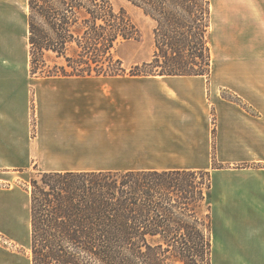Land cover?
<instances>
[{
  "label": "crops",
  "instance_id": "1",
  "mask_svg": "<svg viewBox=\"0 0 264 264\" xmlns=\"http://www.w3.org/2000/svg\"><path fill=\"white\" fill-rule=\"evenodd\" d=\"M212 9L209 78H34L35 136L0 130V169L210 172L213 264H264V0Z\"/></svg>",
  "mask_w": 264,
  "mask_h": 264
},
{
  "label": "trees",
  "instance_id": "2",
  "mask_svg": "<svg viewBox=\"0 0 264 264\" xmlns=\"http://www.w3.org/2000/svg\"><path fill=\"white\" fill-rule=\"evenodd\" d=\"M155 23V52L127 73L138 37L114 0H28L31 77L211 75L212 0H126ZM214 167L218 166L213 159ZM45 172L31 179V264H213L211 174Z\"/></svg>",
  "mask_w": 264,
  "mask_h": 264
},
{
  "label": "rangeland",
  "instance_id": "3",
  "mask_svg": "<svg viewBox=\"0 0 264 264\" xmlns=\"http://www.w3.org/2000/svg\"><path fill=\"white\" fill-rule=\"evenodd\" d=\"M117 9L125 8L137 26V38L122 43L115 57L130 73L136 65L153 58L154 21L126 0H114ZM28 0H0V119L1 131L18 123L21 141L35 136V79L29 72ZM213 35L211 33V41ZM17 126V125H16ZM15 126V127H16ZM8 137V136H7ZM5 152L0 148V157ZM40 169H0V264H31L30 189L31 179ZM204 171H197L196 181H204Z\"/></svg>",
  "mask_w": 264,
  "mask_h": 264
}]
</instances>
